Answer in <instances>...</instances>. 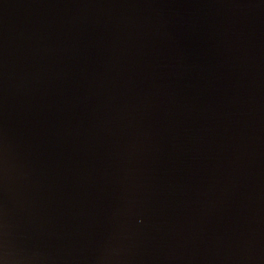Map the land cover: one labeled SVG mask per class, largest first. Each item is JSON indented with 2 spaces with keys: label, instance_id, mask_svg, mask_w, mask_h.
<instances>
[{
  "label": "water",
  "instance_id": "95a60500",
  "mask_svg": "<svg viewBox=\"0 0 264 264\" xmlns=\"http://www.w3.org/2000/svg\"><path fill=\"white\" fill-rule=\"evenodd\" d=\"M0 264H264V0H0Z\"/></svg>",
  "mask_w": 264,
  "mask_h": 264
}]
</instances>
